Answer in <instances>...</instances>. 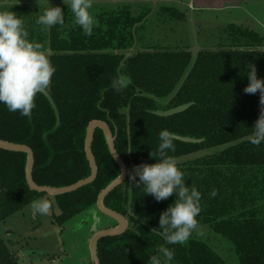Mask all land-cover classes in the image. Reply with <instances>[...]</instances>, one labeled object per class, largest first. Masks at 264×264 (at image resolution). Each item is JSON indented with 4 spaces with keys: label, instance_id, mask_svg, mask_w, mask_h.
I'll use <instances>...</instances> for the list:
<instances>
[{
    "label": "trees",
    "instance_id": "16d2710c",
    "mask_svg": "<svg viewBox=\"0 0 264 264\" xmlns=\"http://www.w3.org/2000/svg\"><path fill=\"white\" fill-rule=\"evenodd\" d=\"M1 1L3 10L15 12L23 21L28 39L41 43L55 68L47 91L60 125L54 129L53 108L38 93L28 116L0 103V139L32 149L36 184L63 187L90 174L84 152L86 127L91 120H101L110 128L114 147L126 164L124 181L106 195L104 205L126 217L128 226L120 235L98 240L99 263L149 264L150 257L158 256L165 264L158 252L164 246L174 253L166 264H226L202 240L167 243L159 218L175 203L176 195L157 202L144 193L142 184L137 187L129 180L134 166L159 160V133L167 129L196 139L174 138L175 151H167L173 159L208 151L177 163L186 186L201 194L198 225H209L226 239L237 264H264V142L259 146L250 142L260 114V93L243 91L250 64L264 79V35L230 23L222 27L223 41L214 47L192 50L148 42L137 49L138 32L151 11L147 6L133 13L134 7L126 3L93 5L90 11L96 23L87 36L67 5L46 4L61 7L65 17L64 25L48 28L37 23V10L46 7ZM158 12L171 20H185L174 6L161 5ZM187 102L192 104L184 111L168 116L154 113ZM91 151L97 166L93 182L51 196L28 187L26 153L0 148V223L40 196L54 200L58 213L52 214L51 222L58 227L95 208L98 193L119 175L120 168L99 128ZM0 264H19L1 235Z\"/></svg>",
    "mask_w": 264,
    "mask_h": 264
},
{
    "label": "clouds",
    "instance_id": "9594fccd",
    "mask_svg": "<svg viewBox=\"0 0 264 264\" xmlns=\"http://www.w3.org/2000/svg\"><path fill=\"white\" fill-rule=\"evenodd\" d=\"M72 12L75 23L83 33L91 36L96 23L90 9L94 0H63ZM37 23L51 28L64 25L65 17L61 7L46 8ZM29 33L24 28L23 21L15 12L0 10V103L7 106L11 112L19 111L22 115H30L35 107L38 93H44L51 84L55 68L39 42L30 41ZM249 83L244 93L254 95L260 93V114L253 126L250 142L259 146L264 142V79L257 76V68L249 65ZM160 143L157 149L159 160L154 164L134 166L129 173V180L137 187L143 185L146 195H151L157 202L168 199L173 194L177 199L159 218V229L169 244H183L197 229L196 217L200 212L201 194L196 188L186 186L184 174L178 168L177 161L167 155V151H175L174 134L167 129L159 133ZM151 156L154 154L151 152ZM139 177V180H137ZM122 175L119 180L122 181ZM215 195V192L212 193ZM51 201L40 198L31 202L34 214L48 215ZM165 264L173 259L174 253L167 247L158 249ZM149 264H162L158 256L150 257Z\"/></svg>",
    "mask_w": 264,
    "mask_h": 264
},
{
    "label": "rangeland",
    "instance_id": "374dc122",
    "mask_svg": "<svg viewBox=\"0 0 264 264\" xmlns=\"http://www.w3.org/2000/svg\"><path fill=\"white\" fill-rule=\"evenodd\" d=\"M167 0H94L93 5L130 4L133 10L147 6L150 13L145 17L143 29L139 30L135 48H141L148 42L162 45L187 46L195 50V46L214 47L223 41L225 34L222 27L234 23L247 26L264 35V0H244L245 4L233 7L237 0H210L212 7L200 11L198 24L191 26L190 20H171L158 12L161 5ZM196 4L199 1L195 0ZM0 3L2 1L0 0ZM26 6L28 8L46 7L51 4H63V0H10L9 4ZM5 4V3H4ZM4 4L0 5L3 10ZM47 4V5H46ZM171 6L172 4L169 3ZM203 4V1H202ZM198 6V5H196ZM44 12V10H42ZM40 9L37 15L43 14ZM197 12V11H195ZM198 13V12H197ZM199 19L193 21H199ZM253 20L252 23H249ZM194 27V28H193ZM197 41V42H196ZM200 151L193 154L174 158L177 163L191 160L197 156L207 154ZM133 170V169H132ZM46 198L51 201V210L48 215L34 214L31 203L21 211L9 216L5 222L0 223V235L6 241L9 249L14 253L19 264H92L89 253L91 238L90 227L93 223L91 210L78 214L65 224L58 227L52 224V214L58 213V208L51 197L40 196L36 199ZM35 199V200H36ZM100 221L97 230L110 228L116 221L99 212ZM199 239L207 243L226 264H237V258L231 244L214 233L209 225L200 224L188 239Z\"/></svg>",
    "mask_w": 264,
    "mask_h": 264
},
{
    "label": "water",
    "instance_id": "95a60500",
    "mask_svg": "<svg viewBox=\"0 0 264 264\" xmlns=\"http://www.w3.org/2000/svg\"><path fill=\"white\" fill-rule=\"evenodd\" d=\"M132 12L136 13V10H132ZM261 50H264V47H261ZM43 94L46 96L51 107L53 108L55 118H56L54 129H56L60 125L59 113H58L57 107L47 90ZM191 104L192 102H187L182 105H178L176 107H172L166 110H157V111H154V113L157 115H161V116H168V115H172V114L184 111ZM96 128H99L102 130L105 136L108 150L112 158L114 159V161L119 166L120 168L119 175H122L123 179L122 181L119 180V175H118L115 179L109 182L103 189H101L96 199L95 208L91 210L93 214L92 216L93 223L91 224V227H90V232L92 234H91V238H90L88 246H89L90 260L92 264H100L99 258L97 255L98 240L103 237H107V236L120 235L127 229V226H128L126 217H124L120 213L104 205V198L106 197V195L110 193L119 184H121L127 175L126 164L122 160L120 155L117 153L114 147V137L108 125L104 121H101V120H91L87 124L85 141H84V152H85V156L90 166V174L86 178L80 179L70 185L63 186V187H52V186L36 184L32 179V169H33V164H34V155H33L32 149L25 144L13 143L7 140L0 139L1 149L26 153L27 161H26V166H25V180H26L28 187L31 190H34L40 193H47L48 195L56 196V195L75 191L79 189L80 187L93 182V180L95 179L97 175V166H96V162H95L94 156L91 151V143H92V138H93L94 131ZM174 138L179 139L181 141H185V142H195L196 141V139H193V138L176 136V135H174ZM98 212L102 215H105V216H108L114 219L117 224L110 228H104L101 230H97V225L100 221V218L97 215Z\"/></svg>",
    "mask_w": 264,
    "mask_h": 264
},
{
    "label": "crops",
    "instance_id": "0c3cea01",
    "mask_svg": "<svg viewBox=\"0 0 264 264\" xmlns=\"http://www.w3.org/2000/svg\"><path fill=\"white\" fill-rule=\"evenodd\" d=\"M197 1H199V4H196L195 0H167L165 5L171 6L169 4L171 3L172 6L182 11L185 15V19H187L188 22L190 20L191 26H194L196 28V27H200L198 26V24L201 22V20H203V19H199L200 18L199 12L202 11V9L205 7L206 9H208L209 7H212L211 5L208 4L211 2L210 0H197ZM202 1H203V4H202ZM240 4H245L244 0H237L236 2H233V5H234L233 7H238ZM195 11H197L198 13ZM193 19L195 20L199 19V21H193ZM252 21L253 20L251 19L249 23H252ZM197 47L198 46H195V50L197 49Z\"/></svg>",
    "mask_w": 264,
    "mask_h": 264
}]
</instances>
